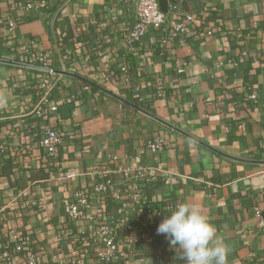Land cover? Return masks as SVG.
Returning <instances> with one entry per match:
<instances>
[{"label":"crops","instance_id":"0c3cea01","mask_svg":"<svg viewBox=\"0 0 264 264\" xmlns=\"http://www.w3.org/2000/svg\"><path fill=\"white\" fill-rule=\"evenodd\" d=\"M42 1L44 8L22 9L14 0H0V60L41 67L34 60L41 56L52 71L0 63L3 244L18 236L36 264H100L92 231L107 209L125 200L114 170L142 168L147 177L140 188L149 203H189L208 217L218 242L229 248L227 264H264V230L255 215L259 211L264 220V0H213L205 19L183 36L172 27L200 0H158L167 27L147 31L132 51L130 2L35 4ZM207 30L213 34L204 36ZM57 72L75 74L129 105ZM44 77L50 81L46 91L38 85ZM249 94L256 97L253 103ZM48 129L63 138L53 157L38 145ZM154 136L164 142L157 154L145 149ZM98 167L113 175L109 197L79 220L67 221L64 203L74 193L85 192L94 202ZM13 264L26 260L15 257ZM114 264L181 262L162 235L152 245L139 242L126 249Z\"/></svg>","mask_w":264,"mask_h":264},{"label":"built area","instance_id":"2783aa9c","mask_svg":"<svg viewBox=\"0 0 264 264\" xmlns=\"http://www.w3.org/2000/svg\"><path fill=\"white\" fill-rule=\"evenodd\" d=\"M18 2L22 9H29L36 5L44 8L46 3L35 0H14ZM119 4L130 2L132 4V13L134 24L127 36V47L133 50L138 45L142 37L149 30H164L168 24V15L162 13L159 9L158 0H111ZM213 0H205L203 6L190 14L178 16L172 27L175 35L183 36L198 19H205L209 12V5ZM172 11V8H171ZM8 30L14 29L13 22L8 23ZM256 27V26H254ZM213 31L207 30L204 36H211ZM34 60L41 67L47 68L43 57L35 56ZM122 72H126L125 66L121 67ZM183 64H179L177 72L182 74ZM51 70L49 74H51ZM39 89L46 91L50 85L48 78H41L38 81ZM159 94L155 96H159ZM256 97L249 94L247 100L253 103ZM42 102H46L45 94L42 95ZM51 113L56 112L55 106L48 107ZM56 122H60L59 116ZM63 144V138L58 131L48 129L38 142L41 149L48 157L57 154ZM164 142L157 136L152 137L145 143V149L152 154L160 153L163 150ZM262 147L264 148V139ZM1 150V148H0ZM117 176V185L120 192L124 195V203L115 204L112 210L106 212V218L97 224L91 234V246L96 263L114 264L123 259L126 249H132L137 243L142 242L145 245H152L162 235L157 234V220L162 214L168 215L177 203H166L163 206L157 203H149L141 193V182L146 181L144 169L138 168L135 172L129 170L115 169ZM113 175L109 174V168L98 167L95 170V181L92 187L94 202L90 201L85 192L74 193L72 199L65 201L64 211L67 221L73 222L79 220L89 211L94 204L102 205L106 197H109L111 189L114 188ZM257 222L260 228L264 230V220L259 211L255 212ZM15 257H23L26 264H36L35 256L28 252L26 244L20 241L18 236L11 235L6 245L0 235V264H13Z\"/></svg>","mask_w":264,"mask_h":264},{"label":"clouds","instance_id":"9594fccd","mask_svg":"<svg viewBox=\"0 0 264 264\" xmlns=\"http://www.w3.org/2000/svg\"><path fill=\"white\" fill-rule=\"evenodd\" d=\"M181 264H227L229 248L216 238V229L207 216L187 202H179L159 223Z\"/></svg>","mask_w":264,"mask_h":264},{"label":"water","instance_id":"95a60500","mask_svg":"<svg viewBox=\"0 0 264 264\" xmlns=\"http://www.w3.org/2000/svg\"><path fill=\"white\" fill-rule=\"evenodd\" d=\"M0 63H2V64H8V65H13V66H17V67H22V68H28V69H32V70H36V71H40V72H49V71H50V70L47 69V68L37 67V66H32V65L22 64V63H16V62H10V61H6V60H0ZM57 73H59V74H61V75H67V76H70V77H73V78L79 79V80H81V81H83V82H85V83H88V84L91 85L92 87H94V88H96V89H98V90H100V91L106 93L107 95L116 98L117 100L121 101L122 103L127 104L123 99H120V98L116 97L115 95L109 93V92L106 91L105 89H103V88L97 86L96 84H94V83H92V82H89V81H87V80H85V79H83V78H81V77H79V76H77V75H75V74L67 73V72H57ZM127 105H129V104H127ZM132 107H133L134 109H136L137 111L143 113L144 115H147L148 117H150V118H152V119H155L152 115L148 114L146 111H144V110H142V109H140V108H138V107H134V106H132ZM165 125H166L167 127H169L170 129H173V130L176 131L177 133H180V134H182L183 136H185V137H187V138H189V139L195 141L196 143L202 145L203 147H205V148H207V149H210L207 145H205V144H203V143H201V142H198V141L194 140L193 138H191V137L185 135L184 133L180 132V131L177 130L176 128H173L172 126L167 125V124H165ZM210 150H212V149H210ZM218 154H220V153H218ZM221 155H222V154H221ZM223 156L226 157V158H228V159H232V160H235V161L237 160V159H233V158H231V157L225 156V155H223ZM237 161H240V160H237ZM240 162H243V161H240Z\"/></svg>","mask_w":264,"mask_h":264},{"label":"trees","instance_id":"16d2710c","mask_svg":"<svg viewBox=\"0 0 264 264\" xmlns=\"http://www.w3.org/2000/svg\"><path fill=\"white\" fill-rule=\"evenodd\" d=\"M203 4H204V1L200 0V1H199V5H198V7L196 8L195 11L199 10V9L203 6ZM35 73H36V74H40L39 72H35ZM110 204L113 205V203H109V206H110ZM109 206H108V207H109ZM107 211H108V209H107ZM164 216H165V214H162V215H161V220H160V222L162 221V219L164 218ZM160 222H159V223H160ZM159 223H157V224L159 225Z\"/></svg>","mask_w":264,"mask_h":264}]
</instances>
